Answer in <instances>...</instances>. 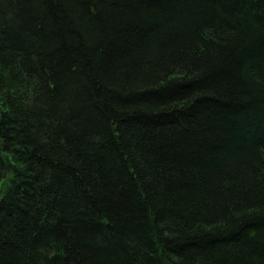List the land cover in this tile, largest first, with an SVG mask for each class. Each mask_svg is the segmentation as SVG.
<instances>
[{"label":"trees","instance_id":"obj_1","mask_svg":"<svg viewBox=\"0 0 264 264\" xmlns=\"http://www.w3.org/2000/svg\"><path fill=\"white\" fill-rule=\"evenodd\" d=\"M0 264H264V0H0Z\"/></svg>","mask_w":264,"mask_h":264}]
</instances>
